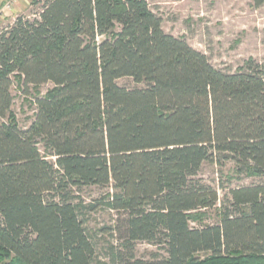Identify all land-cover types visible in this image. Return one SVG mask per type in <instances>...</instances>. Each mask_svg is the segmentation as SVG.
<instances>
[{
	"label": "trees",
	"instance_id": "obj_1",
	"mask_svg": "<svg viewBox=\"0 0 264 264\" xmlns=\"http://www.w3.org/2000/svg\"><path fill=\"white\" fill-rule=\"evenodd\" d=\"M32 5L0 32V262L101 264L85 214L102 206L116 263L147 264L142 241L164 252L149 264H264V64L217 69L147 0ZM47 83L21 127L13 85ZM227 162L258 181L228 190L219 223L193 226L220 201L199 172Z\"/></svg>",
	"mask_w": 264,
	"mask_h": 264
},
{
	"label": "rangeland",
	"instance_id": "obj_2",
	"mask_svg": "<svg viewBox=\"0 0 264 264\" xmlns=\"http://www.w3.org/2000/svg\"><path fill=\"white\" fill-rule=\"evenodd\" d=\"M147 1L152 11L161 17L165 32L184 38L192 47L205 53L217 69L233 73L251 59L264 64V4L257 7L253 0ZM38 10V6L32 5V0H16L11 8L0 11V32L19 15H32ZM52 86L51 83L43 84L34 88L31 96H25L17 84L13 85L12 111L21 127L29 126L34 118V94L44 95ZM233 168L234 165L230 162L222 167L212 163L204 164L198 178L218 190L220 201L217 208L207 210L202 224L191 222L193 226L219 223L220 205L228 190L258 181L255 178L238 177ZM106 192L107 189L90 187L84 188L81 195L88 202L101 201ZM85 219L96 246L97 260L101 264H119L112 257L110 246L114 245L122 250V241L117 236L103 234L100 230L103 224H113L115 216L100 206L95 212H87ZM134 252L136 260L147 264L153 262L155 257L164 255L158 245L142 241L135 243Z\"/></svg>",
	"mask_w": 264,
	"mask_h": 264
},
{
	"label": "built area",
	"instance_id": "obj_3",
	"mask_svg": "<svg viewBox=\"0 0 264 264\" xmlns=\"http://www.w3.org/2000/svg\"><path fill=\"white\" fill-rule=\"evenodd\" d=\"M16 0H7L4 6L1 8V12L5 11L6 9L11 8V6L15 3Z\"/></svg>",
	"mask_w": 264,
	"mask_h": 264
},
{
	"label": "crops",
	"instance_id": "obj_4",
	"mask_svg": "<svg viewBox=\"0 0 264 264\" xmlns=\"http://www.w3.org/2000/svg\"><path fill=\"white\" fill-rule=\"evenodd\" d=\"M7 0H0V9L4 6V4H5V2H6ZM23 3V2H22ZM21 3V4H22ZM21 4H19V6L21 5ZM18 6V7H19Z\"/></svg>",
	"mask_w": 264,
	"mask_h": 264
}]
</instances>
